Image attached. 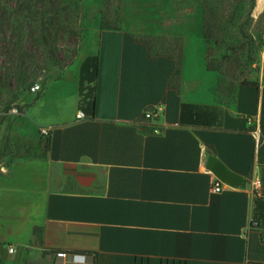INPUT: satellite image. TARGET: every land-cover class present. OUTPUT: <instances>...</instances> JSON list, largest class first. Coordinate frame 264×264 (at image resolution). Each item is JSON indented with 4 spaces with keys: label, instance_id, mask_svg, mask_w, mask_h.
Instances as JSON below:
<instances>
[{
    "label": "crops",
    "instance_id": "obj_1",
    "mask_svg": "<svg viewBox=\"0 0 264 264\" xmlns=\"http://www.w3.org/2000/svg\"><path fill=\"white\" fill-rule=\"evenodd\" d=\"M166 35L102 29L97 79L81 92L77 76L45 155L0 160V264H264L262 74L205 71L184 92L151 41Z\"/></svg>",
    "mask_w": 264,
    "mask_h": 264
},
{
    "label": "rangeland",
    "instance_id": "obj_2",
    "mask_svg": "<svg viewBox=\"0 0 264 264\" xmlns=\"http://www.w3.org/2000/svg\"><path fill=\"white\" fill-rule=\"evenodd\" d=\"M0 4L4 9L0 12V151L10 129L25 132L9 139L0 156L7 163L45 155L41 128L65 120L72 111L80 66L96 54L106 26L167 32L151 41L176 57L173 81L184 92L198 85L195 81L205 78V71L238 80L259 72L264 0H0ZM188 45L202 62L185 75ZM15 116L21 117L14 120ZM37 125L40 140L30 141L28 135L36 132ZM2 264L14 263L4 259Z\"/></svg>",
    "mask_w": 264,
    "mask_h": 264
},
{
    "label": "trees",
    "instance_id": "obj_3",
    "mask_svg": "<svg viewBox=\"0 0 264 264\" xmlns=\"http://www.w3.org/2000/svg\"><path fill=\"white\" fill-rule=\"evenodd\" d=\"M2 11H4V9L0 4V12ZM105 28H111V29L119 28V25L106 26ZM97 75H98V56L89 55L83 60L80 66V71H79L80 91L82 92L84 83L95 81L97 79ZM21 82L19 81V84Z\"/></svg>",
    "mask_w": 264,
    "mask_h": 264
},
{
    "label": "built area",
    "instance_id": "obj_4",
    "mask_svg": "<svg viewBox=\"0 0 264 264\" xmlns=\"http://www.w3.org/2000/svg\"><path fill=\"white\" fill-rule=\"evenodd\" d=\"M258 66H259V71L260 73L262 74V80L264 82V34L262 35V47H261V50L258 54ZM38 89V86L36 87H33V90H36ZM12 112L14 113H17L18 111L16 109H13ZM155 115H158V111L156 112H146L145 116L147 118H153ZM77 117L78 118H82V117H85V114L81 111L77 114ZM49 128H41V134L44 136V137H47L49 135ZM223 188V185L220 183V182H216L214 184V190L215 191H221ZM15 249L14 248H10V252H14ZM66 253L64 252H59L57 255L58 257H63L65 256Z\"/></svg>",
    "mask_w": 264,
    "mask_h": 264
}]
</instances>
